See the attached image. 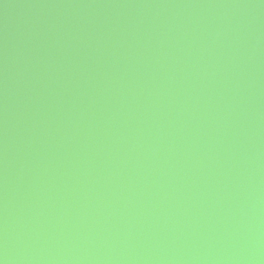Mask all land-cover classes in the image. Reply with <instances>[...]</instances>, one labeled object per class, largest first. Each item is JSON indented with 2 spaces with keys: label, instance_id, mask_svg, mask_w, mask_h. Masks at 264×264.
Wrapping results in <instances>:
<instances>
[{
  "label": "water",
  "instance_id": "1",
  "mask_svg": "<svg viewBox=\"0 0 264 264\" xmlns=\"http://www.w3.org/2000/svg\"><path fill=\"white\" fill-rule=\"evenodd\" d=\"M0 264H264V0H0Z\"/></svg>",
  "mask_w": 264,
  "mask_h": 264
}]
</instances>
